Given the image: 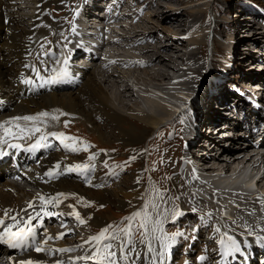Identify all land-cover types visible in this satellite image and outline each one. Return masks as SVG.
<instances>
[{"label":"rangeland","instance_id":"374dc122","mask_svg":"<svg viewBox=\"0 0 264 264\" xmlns=\"http://www.w3.org/2000/svg\"><path fill=\"white\" fill-rule=\"evenodd\" d=\"M251 1H254L255 3H259L264 7V0H251ZM129 3L131 4L128 5ZM132 3L134 6L132 5ZM72 4H73V0H60V1L51 0L49 1V3L48 2L45 3L43 7V12L50 13L51 11L52 15L55 18H60L61 21L62 20L67 21V17L69 15L68 11ZM123 5L125 7L123 8V11H125V13L130 14V12L132 13V11L135 12L136 10H138L140 14L142 15V17H144V22H142L143 24L142 23L140 24L141 19L138 22V24L140 25V27H138L139 29H143L144 25H147L146 21H150V24H149L150 28H147V29H149V31H154L155 37L160 40L159 42L161 45L158 43V46H159L158 50L162 54H165V53H166L165 55L168 54L167 56L173 55L172 58H174L177 61V62H174L175 65L174 63L169 62L173 67L180 65V68L182 70L179 69L180 71L179 70L175 71L176 68L175 69L172 68L173 71L170 70L171 75L175 77V80H176V82L174 80V83H177L175 85L172 84V86L174 85L178 87L177 85L180 84L182 80H183L182 86L183 85L187 86L188 78L190 77V80H192V76H193L191 75V73H189V71L194 70V68L198 69L199 78L197 79V81L194 83V85H191V88H189V90L188 89L187 91L183 90L184 91L183 95L185 97L183 95L182 97H183V101L185 104H186L187 97L190 98L191 96L192 92L190 91H195V93L199 92L200 97L205 98L206 93L209 89V87L206 86V80L208 76L210 75L209 77L211 80H214V78H217V80L218 78L223 79L220 72L226 71V74L229 79L228 84L233 86L234 91H235L234 88H236L239 92H241L243 96H241L240 94H237L236 91L234 93L230 92L227 85L224 84L221 80H219L220 81L219 85L215 84L216 86H218L217 88L219 89V91H223L226 95H230L231 96L230 98H232L236 102H239L242 100L245 103H250L248 102L250 99L253 101L255 100L256 102L260 104L261 109H264V92L263 90H261L264 88V84L262 85V88H260V84L262 82L258 79V78H264V15H261L257 12L258 15H254L256 18L253 17L252 19H250L251 21L246 19L249 13L248 10L249 9L251 10V7L247 5V3H245V0H152V1L151 0H137L136 2H132L131 0H124ZM136 7L137 8L139 7V8L137 9ZM29 9H32V8L29 7ZM191 12L192 13L195 12V13L192 14ZM13 13H15V11L11 10L9 12L10 15H8V22H7L8 25L5 24L6 27H5L4 32L7 31V27L12 28L13 26H15L17 22L15 19H18L17 13L22 15V18L26 19V22L28 24L29 15L26 13V10H17L16 14H13ZM174 13L175 14L180 13L181 16H175V19H177L178 22H174L173 25L179 23V21L182 19L184 21L183 22L184 25L183 26L178 25L179 27L174 26L172 27V29H169L171 28V26L169 27L165 19L167 17H171V15ZM19 18L21 19L20 21H23L21 17ZM196 19L198 23L200 22L199 24H197V22L195 23ZM13 21H16V22H13ZM56 23H58V21H56ZM27 24L23 25L22 28H24L25 31L29 32L30 30ZM106 24L108 23L106 22ZM129 28L131 31H133L135 27L130 26ZM138 28L136 27V29ZM10 29L9 31L6 32V35L4 34L5 42H9V44L10 42H12L11 38H9L11 35ZM169 31L172 34V36L171 34L170 35L167 34ZM25 37L26 38L28 37V33L25 34ZM44 37H47L49 39L48 35ZM195 37H199L203 41L199 45V48H197L196 46L195 48H193L189 46V44H187L186 42V39L189 40V38L192 39ZM53 39H55V34H52V38H51L52 42H53ZM149 40L151 41V39H148L147 41L150 42ZM162 46H164V48L168 46L167 47L168 50H165L164 48H162ZM114 49H116V51L118 49H119L118 51H121V48L116 47ZM124 51L125 50H123L122 53ZM194 52L199 56L198 58H200V61L197 60L196 62L190 63L188 62L187 58L188 56L192 55V53ZM129 57H132L131 51L129 52V55L125 58L126 62L127 60L131 61L128 59ZM178 57H180V60L177 59ZM137 59L140 62L143 60L145 62H149L147 61L148 60L147 57H143L142 55L141 57H137ZM0 61H2V58H0ZM234 61L236 62L234 63ZM231 63L236 65L238 70L232 69ZM146 67L141 68L139 70L122 69V77L126 75L125 72L129 73L130 75L131 73H134V74L137 73L141 76L142 79H144V81L147 80V82H150L151 79L149 75L146 74V72L148 70H151L153 67H151L150 69H147ZM180 76H181L179 80L180 82H177ZM98 77H99L98 79H100L99 81L102 83L104 92H106L108 96L112 95L113 101L117 103L115 101V94L119 95V92H117L116 90L109 91V88H110L109 84L110 83L112 84V81L109 78V76L106 73H104ZM102 77L106 80L108 79L106 81V84L102 82L101 80ZM251 77H254L255 80H253ZM121 81L123 82V80ZM127 81H130V83L132 82V80L129 77L127 78ZM124 82H125V79H124ZM170 82H169V86L171 85ZM83 84H81L78 90L74 91L73 94L79 97L80 99L85 98L82 103H83V106H85L84 108L86 109V111L80 114L82 115V117L83 115L85 116L83 118L85 120L80 121L81 125L76 126L73 129L83 131L86 134L90 135L87 141L89 142L90 146H92V148L89 147L87 152L83 150L75 152L71 160L88 161V157L93 154L96 155V159H100L102 156H106V158L102 157L104 158V160H102L104 167H102L101 172L106 173V174H111L112 176L115 175L111 179V181L107 183L116 181L114 183V185L116 186L104 187V188L94 190V189H90L87 186V182L85 181H80L76 179H72L70 181V178H64L61 180L62 181L67 180V184H66L67 187L65 188L68 190H71L73 197H84L88 199L92 198V201H94L96 204L107 205V208L104 209L103 212H100L96 216L94 225L99 226L102 223H104L105 219L113 220V219H117L118 217L122 215L128 214V212L130 211V208H128L129 205H126V202H129L130 200L129 201L127 199L125 200L122 196L124 192L132 193L134 191L133 188L135 186L138 188L137 191H140L135 194L137 195V197L139 198L141 202H145L147 198H148L147 201L155 199L154 195L151 193V188L153 185L158 186L159 189L163 191L169 186L168 184L170 183V179H171L172 188L163 192L164 200L166 201V203H162V208L164 207L172 208L174 205L177 206L178 204H180L179 193L181 191V188L176 187L174 183L176 182V177L173 172L175 169V165L178 163V160L182 156L183 150L186 149V145H187L184 142L185 140L181 136V134L179 135L180 131L181 133L183 132L184 134L185 129L187 128L185 124L184 116L183 115L178 116L177 118L173 119L175 117L173 116L174 111L172 109L168 110L167 113L170 112V116L169 115L164 116L165 121L162 124V125H165L166 123L167 125L168 123V126L166 127L161 126V134H158L156 136V132L158 130L156 129L151 134L148 133L146 139L142 140L138 133L144 131V129L141 127H145V125L140 124L139 120L133 118L138 113L135 114V112H132L127 108H124V109L121 108L122 110H119V113L120 114L125 113L123 114V116L125 115L123 117V122L120 125L114 124V123L111 124L110 120L107 118V115H108L107 113L109 114L113 113L111 112V109L102 107L103 104L100 103L101 101L97 99V97L92 95V92L88 90L86 84H84L85 86ZM137 90L138 88L134 89V91H132L131 89L133 95L142 96L140 97V99L142 98V100L147 98L148 96H152V98H154L152 91L151 93H148V92L145 93V92H142V91L140 92ZM82 92L84 94L83 96L82 94L78 95ZM169 92L171 93L170 90ZM163 94L164 96L169 97V93L167 90H165ZM255 96L258 98V101L255 99ZM200 97L199 99H201ZM212 99L213 98H211L209 102H211ZM221 101L222 100L219 99L218 104H215V105L219 107L222 105L224 106L227 105L226 102L222 104ZM160 103L164 105L163 101H160ZM229 103H231V101ZM97 104H99L100 106ZM147 105L148 104H145V102L144 103L140 102L139 109L140 110L144 109V112H146L147 114L149 113L148 115H153L152 112L146 109ZM186 106H189L188 103L186 104ZM230 106L228 107L226 106L227 110L224 111L225 116H222L221 119L215 118V121L219 124L223 123L224 124L222 125L223 127L230 126L229 122L234 123L235 125V123H238L240 121L238 120L239 118L237 116L243 113V116H246L244 117L247 121L246 124L247 125L250 124L249 125L250 130L249 128L247 131L241 130L240 133H242V135L244 133L251 135L252 133L253 138H251L249 141L253 142L254 136L256 135V134L254 135V131H256V129H255V126L252 125L254 124L253 119H251L250 115L246 114L247 107L245 108L243 105H239V106L237 105L238 106L237 108L231 107L232 111H229ZM248 106H252V105L248 104ZM215 107L213 106V109ZM253 107L258 108V106H254V105ZM165 108L167 109L168 106L166 105ZM139 109H137V112L143 113V111H139ZM201 109L204 110L203 107ZM97 113H99L100 115H98ZM213 114L214 113L212 112V115ZM103 116H105L106 118H104ZM262 117H264V114L261 115L260 118ZM139 118H140V115H139ZM259 123L264 125V122H261V120H259ZM120 126L123 129H120ZM136 127L139 130H135ZM260 128H261V125L259 124L258 129ZM231 129L234 130L235 136H232L230 138L228 136H221V135L218 136L217 132L215 133L211 131L206 132L207 135L205 134V136L210 139L214 138L223 143L227 142L226 144L227 146H229L232 143L233 154L229 156L225 155L226 157L225 156L224 157L225 159H227V161H225V163L223 164L229 163L231 158H233L231 162L234 161V157H231L233 155L237 156L238 154H241L243 156V157L239 156L240 157L239 161L234 164L235 169H239V170L238 172H236L235 174L233 173V174L235 176H238L243 166L242 161L245 160L246 156H249L251 154L252 149L251 150L248 149V152H247V148L244 146V143L246 142H244V140H241V138L239 137V132H238L239 130L232 128V127ZM122 131L128 132L131 136L132 135L137 136L139 140L138 139L136 140L134 139L133 141L132 139L130 140L128 136H123ZM226 131H228V128L222 129L221 133L224 135ZM126 137H127V140H126ZM225 137L227 139L223 140L222 138H225ZM157 138H162V142H163L161 147L160 146L158 147V150L155 149L156 142L154 141ZM80 141H82V139H80ZM209 142H212V141H209ZM147 144H150L149 145L150 149L148 148V150L146 147ZM260 144L261 142H259L255 146L258 148L263 145V142H262V145ZM78 147H80V145H78ZM205 147L207 149L204 148V151L208 154V156L215 157L216 153L214 156H211V152H210L211 147L210 148L208 146H205ZM160 149L162 151H159ZM101 150H104V151H101ZM132 157H135V159H132ZM198 159H200V161H203L202 158H198ZM148 163L151 168L148 167ZM137 164L141 166L139 168H136ZM154 164L155 166L152 167ZM112 166L114 168L108 171V169ZM114 169H117V171ZM149 170H151L152 172L151 174ZM249 173H250L249 176H252V172L249 171ZM253 175H256V173H254ZM259 176L256 178V181L259 178ZM247 178H250V177H246L243 179L247 180ZM243 179H241L242 182H244ZM137 180H139V183H137ZM4 181L5 180H3V182ZM230 183H232V186L236 185V186L245 187V188L247 187L243 184L235 183L233 179L232 180L229 179L228 183L226 182V184H230ZM261 186L262 185L260 184V187ZM254 187H257V185H255ZM175 190H177L176 196L174 194ZM134 200H136V198H134ZM126 207H127V210H124V208ZM149 208L151 209V206H149ZM202 208H205V207L203 206ZM185 215L186 214H184L183 212V214L180 217L176 218L175 220H172L170 218L164 219L163 229L166 228L164 229V231L168 233L169 235H171L172 233H175L177 229H179V227L176 226L177 223H181L182 225H180V227H183L184 229H186L187 221L180 220L181 217ZM188 217L191 220L193 219L192 215ZM173 221L175 223H172ZM168 222H171V223L168 224ZM166 223L167 225H165ZM110 224L111 222H108L106 226ZM126 225H127V222H123L120 227L123 228ZM98 231H99V228H96L95 232H98ZM203 239L204 237L202 236L200 240L202 241ZM197 248H199V244L196 243L194 244L193 249L196 250ZM206 248L207 249L214 248L215 250V243L213 242L208 243ZM215 252H216V255L214 253L215 256L213 257L212 260L209 261L208 264H219V260L221 259V257L218 256V248H216ZM196 253H198V251Z\"/></svg>","mask_w":264,"mask_h":264},{"label":"bare ground","instance_id":"6f19581e","mask_svg":"<svg viewBox=\"0 0 264 264\" xmlns=\"http://www.w3.org/2000/svg\"><path fill=\"white\" fill-rule=\"evenodd\" d=\"M11 1H13V0H0V58H2V61H0V111H3L4 109L9 110V109L14 108V111H17L18 114H22V113H27L29 111H34L36 109L59 106V107L65 108L66 110H68L70 112L82 114L83 112L86 111V109L84 108L85 106H83V103H82L85 98L80 99L79 97H77L76 95L73 94L74 91L78 90L79 87H77L74 91L71 90L70 92H67V94H66V92H62V93H58V94H55V93H49V94L44 93L41 95L34 94L32 96H29V98H25L26 95H24V94H26V93L24 91H22L23 83L21 81L19 82V85L17 86V88H14V84L17 83V81L15 79L16 74L22 70V58H25V56H22V55L26 51V49L28 50L32 47V45H34V43H32V44H30L31 47L28 46V43H31V42L25 41V39H27L25 37V34L26 33L33 34L34 32H32V31L27 32V31H25L24 28H22L23 25L27 24V22H26V19L22 18V15L17 13L18 19H15L17 22L13 21V22H16L15 26H13L12 28L10 27L11 29L9 28L11 31V35L9 38H11L12 42H10V44H9V42H5L4 33L2 32V30L5 28V24L3 22V14H4L5 10L10 7L9 2H11ZM40 1L42 3V2H46L48 0H40ZM107 1H109V0H107ZM123 1L124 0H117L118 5L115 7H111L115 11V15L110 13V19L116 23L120 21L119 22L120 24L110 26L108 28L111 32V35L109 37L114 42H118V40H119L117 45L113 46V48H116V47L121 48L120 46H123L127 42H123L120 37L115 38V36L112 33L115 32L119 35H124L123 31L126 32L125 34L127 35V38H128L127 41L132 42L135 47H131V49H130V51L132 52L133 60H131V61L127 60V62L123 61L122 64L126 63L127 68L130 67V65L128 64L129 62L132 63L136 67H142L141 65L143 62L142 61L140 62L137 59V57H141V55L143 57H147V59H148L147 61H149V62H147L148 64H147L146 68L150 69L151 67H153L151 70H148L146 72V74L149 75L151 80H150V82H147V80L144 81V79H142L141 76L137 73H135V74L131 73V75H130L129 73L125 72L126 75L124 77H122V69L125 70V68H124L125 65L122 66L117 60V57H119L120 55L123 54L122 51L124 49L121 48V51H118L119 49L117 51H116V49H114L115 55H114L113 60H112V61H114V64L111 63L110 65H108L106 67L110 71V72H108L109 73L108 76L112 81V84L111 83L109 84V87H110L109 91L116 90L117 92H119V95L115 94V101L117 103H115L113 101L112 95L108 96V94H106V92H104V88L102 87V83L99 81L100 79H98L99 78L98 76H100L104 73L100 74V73H98L97 70H94V69L88 70L87 73L85 74L84 78H83V80H84L83 83L86 84L88 90L90 92H92V95L97 97V99H99L101 101V102L100 101L99 102L103 104L102 107L111 109V112H113V113H110V114L107 113L108 115L106 114L107 118L110 120L111 124L114 123V124L120 125L123 122V117L125 116V115L123 116V114H125V113H123V114L119 113V110H122L121 108H123V109L127 108L130 111L135 112V114L138 113L140 115V118H139L138 114L135 117H133V116L132 117L134 119L139 120L140 124L145 125V127H141L144 129V131L138 133L140 138L142 140H144V139H146L148 133L151 134L156 129H158L159 127L162 126L163 122L165 121L164 116H168V115L170 116V112L167 113L168 110L172 109L174 112H176L179 108H182L184 106L182 95H183L184 91H187V89L189 90V88H191V85H194V83L197 81V79L199 78V71H198V69H195V68H194V70L189 71V73H191V75H193V76H192V80H190V77L188 78V82H187V84L189 85V86L187 85L188 87L184 86V85L182 86L183 80L181 81L180 84L177 85L178 87L174 86L177 83H174L175 77H173L171 75L170 70H172V68L173 69L176 68L175 71H178L179 69L182 70L180 68V65L173 67L169 63V62L174 63L177 61L174 58H172L173 55L167 56L168 54L167 55H165L166 53L162 54L158 50V48H159L158 43L160 44V42H159L160 40L155 37L154 31H149V29H147V28H150L149 27L150 21H146L147 25H144L145 28L143 27V29H139L138 27H140V25L138 24V22L140 21V19H141L140 24L142 22H144V17H142V15L140 14V12L138 10H136V11L134 10L135 12L132 11V13L130 12V14L125 13V11H123V8H125L123 5ZM131 1L136 2L137 0H131ZM95 2L99 3V1H97V0H95ZM130 4L131 3H129L128 5H130ZM132 5H133V3H132ZM47 6H48V4H47ZM136 8H134V9H136ZM194 13H192V14H194ZM13 14H16V13H13ZM175 16H181V15H180V13H177V14L174 13L171 15V17L166 16L167 18L165 20H166L167 24L169 25V27L171 26V28H169V29H172V27H174V26H178V25L183 26L184 25L183 19L180 20L179 23L173 25L174 22H178V20L175 19ZM19 17H21L23 21H20L21 19ZM82 17L84 19H88L84 15H82ZM47 22H49V25H55L54 31L56 29H58L59 27H61L58 23H56L54 21L47 20ZM196 22H197V19L195 20V23ZM199 23L197 22V24H199ZM80 25L81 26L84 25L85 27H87L89 25L88 20H86V23H84V24L80 23ZM130 26L135 27L133 29V31L130 30V28H129ZM136 27L138 29H136ZM157 29H158V27H157ZM167 34L170 35L171 34L170 31ZM171 36H172V34H171ZM24 37H25V39H24ZM148 39H151V41L149 40L150 42H148L147 41ZM186 42H187V44H189V46H191L193 48H195V46L197 48H199V45L203 41L201 40V38L195 37L192 39L189 38V40L186 39ZM142 44H144V45H142ZM167 47L164 48V46H162V48H164L165 50H168ZM201 48H202V46H201ZM83 49H85L86 51L89 50V48L87 49L86 47H83ZM170 49H172V48H170ZM100 50H102V48H100ZM65 51H66V53L70 54L72 49H70L67 45H65ZM198 57L199 56L194 52V53H192V55L188 56L187 59H188V62L193 63V62H196L197 60L200 61V58H198ZM177 59L180 60V57H178ZM50 61L55 66L54 67L55 73L58 74L60 68L64 67L63 59L58 58V56H57V58L51 57ZM92 62L94 63V61H92ZM235 62L236 61H234V63ZM180 64H181V62H180ZM174 65H175V63H174ZM231 65H232V69L238 70L236 65H234L233 63H231ZM181 67H183V66H181ZM112 70H115V72H113ZM118 72H120V73H118ZM128 77L132 80L131 83H130V81H127ZM180 78H181V76L178 78L177 82H180L179 81ZM251 78L253 80H255L254 77H251ZM68 79L75 80L72 73H70V72L68 75ZM124 79H125V82H124ZM258 79L262 82L260 84V88H262V85L264 84V78H258ZM101 80L104 84H106V81L108 79L106 80L102 77ZM121 80H123V82ZM169 82L171 83L170 86H169ZM175 82H176V80H175ZM172 84H174V85L172 86ZM137 88H138L137 91H140V92L142 91L145 93H147V92L151 93V91H152L154 98H152V96H148V97L146 96L147 98L142 100V98L140 99V97H142V96L133 95L132 91H134V89H137ZM12 89H14V90H12ZM57 89L61 90L60 87H58ZM131 89H132V91H131ZM165 90L168 91L169 97L164 96L163 93L165 92ZM169 90L171 91V93L169 92ZM261 90H263V92H264V88ZM193 92H195V91H193ZM81 94H82V96L84 95L83 92L78 94V95H81ZM112 94H113V92H112ZM171 94H173V95H171ZM198 94H199V92H198ZM207 96H209V94ZM230 97H231L230 95H226L223 91H219L218 94H216L214 96L207 97V99L204 100L205 107L210 108L207 119H209L211 122H216L215 118L221 119L222 116H225L224 111L227 110L228 106L231 105L232 108L233 107L237 108L239 105H243L245 108L247 107L246 108L247 109L246 114L250 115L251 119H253V121H254V124H252V125L255 126V129L258 133L263 132L261 134L262 135L261 138H264V125L259 123V120H261V122H264V120H262V118H260L262 113L264 114V109L259 110L258 108L253 107L252 103H245L242 100L239 102H236L235 100H233ZM200 98H202V97H200ZM211 98H213V99L211 102H209V100ZM187 99H188V97H187ZM219 99L222 100L221 101L222 104H224V102H226L227 107L224 105H222L220 107L216 106L215 104H218ZM255 99L258 101V98L256 96H255ZM20 101H22V102L20 104H18ZM160 101H163L164 105H162L160 103ZM230 101H231V103H229ZM140 102H143V103L145 102V104H148L146 109L148 111L152 112L153 115H148L149 113L147 114L146 112H144V109L140 110L139 109L140 108V106H139ZM232 102H234V103H232ZM254 102H256V101L254 100ZM248 104H250L252 106H248ZM97 105H99V104H97ZM166 105L168 106L169 109L165 108ZM86 106H87V104H86ZM185 106H186V104H185ZM185 106H184V108H185ZM213 106L214 107L216 106V107L213 109ZM134 107H136V108H134ZM137 109H139V111H143V113L137 112ZM220 111H222V112H220ZM229 111H232V109L229 108ZM212 112L214 113L213 115H212ZM216 112H218V113H216ZM97 114L100 115L99 113H97ZM241 114H239L237 116L239 118L238 120H240V121L238 123H235V125L237 127V130H239L238 132H239V137L241 138V140H244L245 142L248 143L249 140L251 138H253V136H252V133H251V135H249L247 133H244L242 135V133H240L241 130L247 131L248 128L250 130V126H249L250 124L247 125L246 124L247 121L244 118L246 116H243V113H241ZM92 117H93V115H92ZM103 117L106 118L105 116H103ZM2 118L3 117L0 114V119H2ZM83 118H84V116H83ZM127 118H129V117H127ZM229 124H230V126H224L223 127L222 126V125H224L223 123H220V124L217 123V128H216L217 129V135L218 136L219 135L226 136V135H223L221 133V131L224 128H228V131H226L225 133L230 132L229 137L235 136L233 129H231V127L234 126V123L229 122ZM259 124L261 125L260 129H258ZM120 129H123V128L120 126ZM135 130H139V129L136 127ZM122 133H123V136H128L130 138V140L132 139V141L134 139L135 140L138 139L137 136H135V135L131 136L128 132L122 131ZM255 134L256 133L254 132V135ZM247 137L250 139H247ZM206 138H208V137H206ZM208 139H210V138H208ZM126 140H127V137H126ZM209 141H212V142H210V146H208L209 148L211 147V150H212V151L210 150L211 156H214L216 153L215 157H209L208 156V154L204 151V148H206L204 145H199L197 147V149H196L197 151L195 153L197 155L196 156L197 158H202L203 161H201V163L203 165L204 171H206V173H208V175L212 177L211 180L214 179L215 181H218L219 183L225 185L226 187H232V183H230L231 184L230 185V184H226V182L228 183L229 179H231V180L233 179L235 183L243 184V185L247 186L246 188H248V189H252V188L257 189L258 188L264 192V150L261 149L262 147L264 148V146H260L258 148L256 146L255 147L247 146V152H248V149L249 150L252 149L251 150L252 152L249 156H246V158L244 156L245 160L242 161L243 166H242L238 176H235L234 174L236 172H238L239 169H235L234 164L239 161V158H240L239 156H242V155L241 154H238L237 156L233 155L231 157H234V161L231 162V160L233 159V158H231L229 163L223 164V163H225V161H227V159H225V157H226L225 155L229 156V155L233 154L232 143L229 146H227L226 145L227 142L223 143V142H220L214 138H211ZM262 142L264 145V139L262 140ZM249 145H250V143H249ZM185 166L182 169L183 171L186 170ZM257 169H258V171H257ZM262 170H263V172H262ZM249 171L252 172V176H249L250 175ZM254 173H256V175H253ZM190 175H191V173L188 172V177H190ZM215 175H216V177H214ZM258 176H259V178L256 181V178ZM246 177H250V178H247V180H244L243 178H246ZM241 179H243L244 182H242ZM3 180L4 179H2L0 177V181H1V183H0V205L13 206V205L19 204L21 201H23L25 196L31 195L30 193L27 192L26 189H22L21 187H19L17 185H12V189H14L16 192L15 194L5 191L7 184H5V182H3ZM66 184H67V180H63V181L61 180L56 185H58L61 189H66L65 188V187H67ZM260 184L262 185L261 187H260ZM255 185H257V187H254ZM136 191L137 190L134 188V191L132 193H130V192L125 193L124 192L122 197L125 200L126 199H134L137 196V195L135 196V193H137ZM203 193L205 194L206 191H203ZM207 194L212 195L213 193L211 191H207ZM120 195H122V194H120ZM215 195L218 196L217 194H214V196ZM223 196H225V195L223 194ZM186 197H189V205L190 206H197L200 208L203 207V204H200L201 199L199 198L197 191H194L193 189L187 190ZM209 197L211 198V196H209ZM226 197H227V199H230L231 195H226ZM116 198H118V197H116ZM236 198L237 199H234V202L237 204L236 206H239V207L234 209V210L232 208L229 213L231 216H234V218H238V221L236 223H237V226H240L239 227L240 234L244 235L243 243L247 244V249L245 250V252H242L240 249L239 252H233V253L229 254L228 256H224V257H225L226 261H229V259L231 257H234L235 259H237L239 261L240 264H254V263H256V261L252 258L256 257V254L259 252V245L257 244L256 239L251 238L252 237L251 235L258 233L259 232L258 229L263 225L264 208H260V206L257 204L254 205V203H250L247 198L245 199L242 196H238ZM123 205H125V204H123ZM202 209H206V207L202 208ZM234 212H235V214H234ZM257 218H260V221ZM230 223L231 222L228 221V224H230ZM261 230L264 233V227H261ZM226 232H228V231H226ZM235 239L238 241V238L235 237ZM262 253L264 254V250H262ZM26 254L33 255L34 252H32V251L27 252ZM0 260H1L0 264H7L5 259L0 258ZM225 264H229V263H225ZM262 264H264V256L262 259Z\"/></svg>","mask_w":264,"mask_h":264},{"label":"snow or ice","instance_id":"6c2138e0","mask_svg":"<svg viewBox=\"0 0 264 264\" xmlns=\"http://www.w3.org/2000/svg\"><path fill=\"white\" fill-rule=\"evenodd\" d=\"M47 41V38H45ZM51 43L50 41H47ZM41 48H44V45H41ZM45 56H52L54 53L51 50L45 51L43 53ZM59 62V61H58ZM68 58L63 60L64 67H61L58 74L51 76L48 78L49 82H55L58 79L63 77H67L69 75L68 69ZM29 65H26L28 67ZM33 71L36 73L37 78L44 80L45 78L41 76L40 71L35 67L31 66ZM24 83L31 84L33 83L32 79H25ZM62 115H65L62 113ZM48 116L47 112H41L37 115H24V116H15L10 121H5L0 123V129H3V135L0 136V145H6L8 148L20 149L23 147L21 143H14L12 141H24V140H32L34 134L40 133L39 137L35 139L33 143L27 145V151L34 152L39 148L50 147L48 143H46V137L51 136L60 140L63 144L64 148L69 149L73 152H77L83 150L85 152L88 151L90 145L85 141H79L77 137L66 136L63 132H50L45 134L40 127H21L17 121L23 120L28 122L37 121L41 117ZM54 119H58V117H53ZM8 125V126H6ZM13 127L16 131H13ZM67 127V124H65ZM11 137V140L8 139ZM79 141L80 147L77 146V142ZM104 151V150H101ZM8 153L4 150L3 147H0V156L7 155ZM96 159V155H90L88 157L89 163L83 164H74L68 166L64 169L67 172H88L94 168V165L91 163ZM135 159V157H132ZM127 163V162H125ZM107 166V165H105ZM61 169V165L57 163L52 169L45 172L44 175L50 178H55L58 175L62 174L61 171H57ZM90 183V181H89ZM139 183V180H137ZM99 186V185H98ZM151 193L154 195L155 199L147 201L143 205V209L141 211H134L130 216L125 217L124 220L127 221V225L123 228L114 227L113 225H107L102 228L98 234L90 236L87 240L84 241V244L91 245V250L87 255L77 257V260L83 261H91L93 264H120L121 261H124L125 264H136V258L141 254L138 252L133 245V221H136L137 218H140L138 224L136 225V231L140 233L145 239L148 238V234L151 233L152 236L160 243L161 247L167 249L171 247L173 243H175L176 238L178 236L183 235L181 232H175L169 235L163 229L164 219H172L175 220L177 217H180L183 213L179 211L178 206H173L172 208H162V203H166L164 200V193L155 185L151 188ZM69 194L60 192L55 196L45 197L42 194H37V198L40 201V207L37 211L34 205V201L27 202V208L22 211L25 212L27 218L21 219L19 217V213L16 215H12L11 213L14 211L12 209L3 210V217H0V242L8 244L12 248H27L29 244L35 245L36 252H44L45 249L36 241V228L38 225H34L33 221L39 220L41 223L44 217H52L57 215V213L49 211L48 207L51 205L53 208H56L62 203V199H67ZM85 206H90V202L84 201ZM73 209V212L69 213V215H74L76 220L84 225L86 223L85 219H82L80 213L75 211L73 205H68ZM149 206H151L152 211H149ZM100 207H104V205H100ZM28 209L33 210V214L28 213ZM152 212H155V217L152 215ZM6 219L10 220L11 223H6ZM217 232L221 230L219 228L216 229ZM159 233V235H156ZM65 233H59L55 237L49 236L48 239H62ZM119 241L117 244L116 242ZM220 245V252L223 256H228L233 252H239V243L235 239V237L228 235V233L223 232L220 235L218 240ZM114 244L116 248L114 249ZM78 247H83V245H79ZM54 251L65 253L71 252L73 249L71 248H59ZM148 251L152 252L154 249L151 247V243H149ZM157 255H161V253L157 252ZM199 260H205L204 256H200ZM21 264H45L43 261H33V260H24L21 261ZM55 264H64L61 260H56Z\"/></svg>","mask_w":264,"mask_h":264}]
</instances>
